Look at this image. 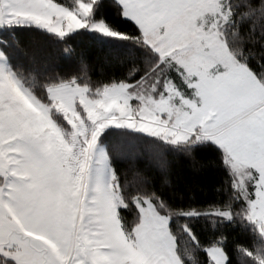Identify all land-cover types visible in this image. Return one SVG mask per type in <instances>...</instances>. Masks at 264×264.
Segmentation results:
<instances>
[{
  "label": "snow or ice",
  "instance_id": "6c2138e0",
  "mask_svg": "<svg viewBox=\"0 0 264 264\" xmlns=\"http://www.w3.org/2000/svg\"><path fill=\"white\" fill-rule=\"evenodd\" d=\"M0 264H264V0H0Z\"/></svg>",
  "mask_w": 264,
  "mask_h": 264
}]
</instances>
